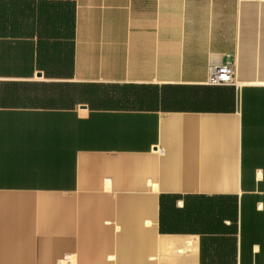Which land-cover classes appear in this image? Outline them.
I'll list each match as a JSON object with an SVG mask.
<instances>
[{"label":"crops","instance_id":"1","mask_svg":"<svg viewBox=\"0 0 264 264\" xmlns=\"http://www.w3.org/2000/svg\"><path fill=\"white\" fill-rule=\"evenodd\" d=\"M0 264H264V0H0Z\"/></svg>","mask_w":264,"mask_h":264},{"label":"built area","instance_id":"2","mask_svg":"<svg viewBox=\"0 0 264 264\" xmlns=\"http://www.w3.org/2000/svg\"><path fill=\"white\" fill-rule=\"evenodd\" d=\"M208 83L210 85H235L236 71L226 64L213 66L210 70Z\"/></svg>","mask_w":264,"mask_h":264}]
</instances>
